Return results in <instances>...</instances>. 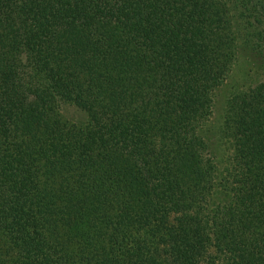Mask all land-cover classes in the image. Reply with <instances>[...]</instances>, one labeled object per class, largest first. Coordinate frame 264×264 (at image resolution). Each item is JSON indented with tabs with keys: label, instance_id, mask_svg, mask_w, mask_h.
I'll list each match as a JSON object with an SVG mask.
<instances>
[{
	"label": "trees",
	"instance_id": "obj_1",
	"mask_svg": "<svg viewBox=\"0 0 264 264\" xmlns=\"http://www.w3.org/2000/svg\"><path fill=\"white\" fill-rule=\"evenodd\" d=\"M231 9L263 67L264 0H0V264H264Z\"/></svg>",
	"mask_w": 264,
	"mask_h": 264
},
{
	"label": "rangeland",
	"instance_id": "obj_2",
	"mask_svg": "<svg viewBox=\"0 0 264 264\" xmlns=\"http://www.w3.org/2000/svg\"><path fill=\"white\" fill-rule=\"evenodd\" d=\"M231 14L237 38V60L233 67L231 77L217 90V96L215 97L216 106L214 107V113L212 115L215 124L219 118L220 105L231 91L236 87L248 86L264 80V66L260 67L246 54L247 49L243 45L246 30L242 19L235 9H231ZM59 109L62 115L69 120L83 122L86 119V114L73 104L61 103Z\"/></svg>",
	"mask_w": 264,
	"mask_h": 264
}]
</instances>
